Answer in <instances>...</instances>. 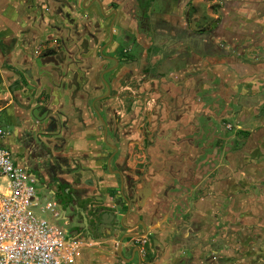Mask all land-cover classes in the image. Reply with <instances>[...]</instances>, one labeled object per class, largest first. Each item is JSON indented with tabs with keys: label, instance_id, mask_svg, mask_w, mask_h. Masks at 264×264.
Returning a JSON list of instances; mask_svg holds the SVG:
<instances>
[{
	"label": "crops",
	"instance_id": "0c3cea01",
	"mask_svg": "<svg viewBox=\"0 0 264 264\" xmlns=\"http://www.w3.org/2000/svg\"><path fill=\"white\" fill-rule=\"evenodd\" d=\"M263 54L264 0H0V117L19 149L39 142L49 160H77L69 183L98 195L115 185L103 130L127 125L128 115L117 118L125 83L137 81L141 93L159 81L161 102L183 113L187 130L193 116L212 115L205 105L235 88L233 79L248 87L252 71L264 68ZM241 61L247 71L233 72ZM158 64L161 76L150 71ZM250 135L264 145V125ZM197 187L199 214L229 210L231 230L242 237L233 264L262 261L264 160L217 164ZM222 230L205 221L199 237L214 240ZM93 256L80 264L109 260Z\"/></svg>",
	"mask_w": 264,
	"mask_h": 264
},
{
	"label": "flooded vegetation",
	"instance_id": "af4514ba",
	"mask_svg": "<svg viewBox=\"0 0 264 264\" xmlns=\"http://www.w3.org/2000/svg\"><path fill=\"white\" fill-rule=\"evenodd\" d=\"M181 55H176L179 62ZM160 66H149L152 74L161 76ZM237 66L230 68L239 74L247 71L244 62ZM156 82L148 88L157 93L155 97H143L149 90L138 93L137 81L123 86L117 110L124 115L117 118L128 115L124 119L127 125L103 130L105 160L114 165L111 175L115 185L98 195L72 188L67 176L79 168L77 160H49L39 142L35 148L19 149L8 126L3 129V145L14 163L33 180L36 200L40 205L53 206L48 219L63 245L65 259L61 264H80L87 254L108 258L105 264H155L161 256L168 260L164 264H233L234 254L242 251V237L231 230L229 210L201 216L195 207L201 198L197 182L203 177L200 167L193 171L188 163L198 151L192 156L188 152L200 145L204 125L199 119L212 115L193 116L192 127L186 130L183 113L161 102L158 90L162 87ZM228 130L231 134L240 131L233 124L226 125L223 133ZM109 171L105 165L104 173L110 175ZM190 180L195 183L186 190ZM190 195L195 198L187 205ZM205 221H215L219 229L223 228V235L210 241L200 239ZM232 241L241 248L235 249Z\"/></svg>",
	"mask_w": 264,
	"mask_h": 264
},
{
	"label": "built area",
	"instance_id": "2783aa9c",
	"mask_svg": "<svg viewBox=\"0 0 264 264\" xmlns=\"http://www.w3.org/2000/svg\"><path fill=\"white\" fill-rule=\"evenodd\" d=\"M0 126V264H61L63 245L50 226V204L40 205L33 180L3 145Z\"/></svg>",
	"mask_w": 264,
	"mask_h": 264
},
{
	"label": "rangeland",
	"instance_id": "374dc122",
	"mask_svg": "<svg viewBox=\"0 0 264 264\" xmlns=\"http://www.w3.org/2000/svg\"><path fill=\"white\" fill-rule=\"evenodd\" d=\"M257 55V54H255ZM262 55V53L260 54ZM264 55V54H263ZM262 60L264 57L262 56ZM249 73V72H248ZM264 68L258 70H253L254 75L252 80L248 81V87L242 85L241 82H236L235 79L232 80L235 88H227L224 91V95L217 94L219 100L210 105H205L209 107L212 112L211 118H206L205 116L199 119L202 121L204 127L201 132L200 145L197 150H189L188 155H194V151H198L195 158L189 160V167L194 171V168H201L202 177H204L208 169H213L215 165L224 164L230 167V160L247 161V160H264V145L261 147L257 144V138L254 140L250 137L251 133L259 130L262 125H264ZM255 86L254 93H252V87ZM245 89V92L242 91ZM231 93V94H230ZM234 97V101L229 100L227 102L223 97L226 96ZM247 97V98H245ZM229 98V97H226ZM242 98H245L243 100ZM247 99V101H246ZM2 101L0 99V106ZM244 107H246L247 115L243 113ZM245 111V112H246ZM230 113H233V117H229ZM239 126V132H229L223 133L224 128L226 130V125ZM0 126L5 129V120L0 117ZM224 126V128H221ZM9 130V127L8 129ZM262 132V131H259ZM227 138V139H226ZM213 142L215 146L213 147ZM227 147V149H225ZM187 163V164H188ZM239 164L235 167L237 168ZM221 167H224L221 165ZM226 168V167H225ZM194 180L187 181L185 186L186 190H189L194 185ZM254 190L258 191L254 185ZM203 194H198V198L202 197ZM197 197V196H196ZM194 195H190L186 198V204L191 205L193 203ZM188 200V202H187ZM43 203V202H42ZM250 253V252H249ZM242 264V263H239ZM248 264H264V257L262 261L250 260Z\"/></svg>",
	"mask_w": 264,
	"mask_h": 264
}]
</instances>
